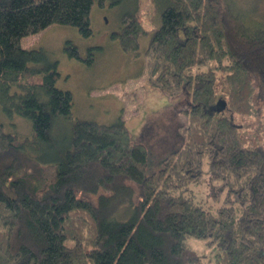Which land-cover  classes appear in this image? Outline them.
I'll return each instance as SVG.
<instances>
[{"label": "trees", "instance_id": "trees-1", "mask_svg": "<svg viewBox=\"0 0 264 264\" xmlns=\"http://www.w3.org/2000/svg\"><path fill=\"white\" fill-rule=\"evenodd\" d=\"M93 1L0 0V264H206L188 237L215 248L213 264H264V122L241 134L264 100V21L246 25L225 0H164L146 82L177 101L185 123L153 156L122 117H73L57 60L21 45L53 24L91 35ZM145 33L126 12L111 37L133 53ZM97 48L81 56L65 45L88 65ZM204 162L225 191L213 211L187 193Z\"/></svg>", "mask_w": 264, "mask_h": 264}, {"label": "rangeland", "instance_id": "rangeland-1", "mask_svg": "<svg viewBox=\"0 0 264 264\" xmlns=\"http://www.w3.org/2000/svg\"><path fill=\"white\" fill-rule=\"evenodd\" d=\"M225 1L240 14L246 25L264 21V0ZM162 4L164 0H102V3L94 0L89 14L91 35H82L74 26L53 24L21 39L22 47H41L57 60L60 77L56 87L71 91L73 117L103 124L122 117L134 140L145 142L151 153V147L156 150L157 154L153 156L169 147V138L175 135L178 125L185 123V116L173 107L177 101L146 83L145 49L149 32L160 24ZM126 12L135 13L148 32L139 36V48L133 53L124 52L111 37V33L121 27V17ZM67 41L78 48L81 56L86 55L88 47L98 46L93 64L70 56L65 49ZM158 92L160 96H157ZM184 102L185 97H181L178 106L184 108ZM256 107L257 114L245 118L249 125L242 128V135H254L255 124L259 120L264 122V100H257ZM11 121L19 132L28 130L25 122L31 131L29 120L15 117ZM4 122L9 126L8 119ZM203 169L201 181L190 184L187 193L195 203L209 206L213 211L222 204L225 191L218 192L219 187L213 186L214 182L206 172V162ZM88 197L93 201L96 195ZM186 243L206 264L214 263L215 248L204 239L188 237Z\"/></svg>", "mask_w": 264, "mask_h": 264}, {"label": "water", "instance_id": "water-1", "mask_svg": "<svg viewBox=\"0 0 264 264\" xmlns=\"http://www.w3.org/2000/svg\"><path fill=\"white\" fill-rule=\"evenodd\" d=\"M216 104L218 105L217 110L223 109L225 107V101L224 100L219 99Z\"/></svg>", "mask_w": 264, "mask_h": 264}, {"label": "crops", "instance_id": "crops-1", "mask_svg": "<svg viewBox=\"0 0 264 264\" xmlns=\"http://www.w3.org/2000/svg\"><path fill=\"white\" fill-rule=\"evenodd\" d=\"M147 83V82H146ZM147 86H150V85H148L147 84ZM161 92V91H160ZM159 93V92H158ZM161 93H163V92H161ZM164 94V93H163ZM161 94L159 93V94H157V96H160ZM166 101V100H165ZM155 112H157V111H155ZM155 112H153L152 114H154Z\"/></svg>", "mask_w": 264, "mask_h": 264}]
</instances>
